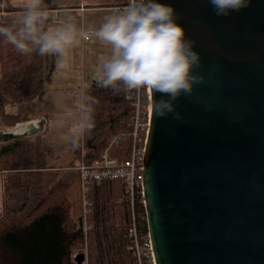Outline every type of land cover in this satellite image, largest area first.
<instances>
[{
    "label": "water",
    "instance_id": "1",
    "mask_svg": "<svg viewBox=\"0 0 264 264\" xmlns=\"http://www.w3.org/2000/svg\"><path fill=\"white\" fill-rule=\"evenodd\" d=\"M156 2L176 9L204 82L175 101L181 119L156 116L154 98L167 97L149 90L143 203L155 264H264V0L227 16L209 0Z\"/></svg>",
    "mask_w": 264,
    "mask_h": 264
},
{
    "label": "trees",
    "instance_id": "2",
    "mask_svg": "<svg viewBox=\"0 0 264 264\" xmlns=\"http://www.w3.org/2000/svg\"><path fill=\"white\" fill-rule=\"evenodd\" d=\"M124 3L126 0H120ZM56 0H44L52 9ZM0 14V26H11ZM53 55L33 51L21 54L0 36V127L29 123L32 115L13 112L10 103L37 102L56 69ZM129 92L114 93L95 83L84 102L85 119L94 127L84 131L82 144L86 164L99 160L114 138L129 129L132 115ZM43 133L25 135L0 143V160L12 156V166L0 170L4 213L0 212V260L3 264H77L75 250L87 246L89 264H137L129 249L130 203L119 180L92 182L85 236L82 189L77 165L66 169L49 166V153L42 148ZM112 155L129 156V138L112 146ZM2 172V173H3ZM65 173L64 175L61 174ZM138 199L136 211L142 237L148 235L145 206ZM148 264V263H145Z\"/></svg>",
    "mask_w": 264,
    "mask_h": 264
},
{
    "label": "clouds",
    "instance_id": "3",
    "mask_svg": "<svg viewBox=\"0 0 264 264\" xmlns=\"http://www.w3.org/2000/svg\"><path fill=\"white\" fill-rule=\"evenodd\" d=\"M252 0H209L217 16H227L250 7ZM56 19L44 0H26L22 11L11 26H0V36L21 54L33 51L40 55L65 56L66 51L80 40L94 35L110 46L96 74V82L114 93L140 92L147 89L161 94L154 98V114L165 117L176 113L175 101L191 95L194 86L204 78L195 75L201 56L194 51L195 42L186 38V30L177 23L176 9L156 0H130L123 10L104 18L93 33L65 21L59 27L46 28ZM83 131H90L94 123L90 116L82 123Z\"/></svg>",
    "mask_w": 264,
    "mask_h": 264
},
{
    "label": "crops",
    "instance_id": "4",
    "mask_svg": "<svg viewBox=\"0 0 264 264\" xmlns=\"http://www.w3.org/2000/svg\"><path fill=\"white\" fill-rule=\"evenodd\" d=\"M0 1H4L7 6V12L3 16H12L14 19L26 4V0ZM82 2H86L84 10H80ZM117 4H121V1L56 0L52 9H48L56 19L49 20L52 21V25L46 28L59 27L68 21L79 29L93 33L103 24L104 18L113 13L111 7ZM68 53L65 69L71 70L69 74L74 82L63 86L55 83L57 74L60 77L65 75L61 70L62 64L56 60L53 81L41 93L39 100L22 104V110L17 112L29 113L35 118L32 123L40 121L43 124L39 131L43 133L42 148L44 152L49 153V161L55 162V165H50L54 168L64 167L61 166L63 164L60 165L63 161L64 165L69 167L78 166L84 160L87 152L82 144L84 136L78 132L85 120L83 106L90 87L97 83L95 77L102 61L110 55V46L92 35L89 39L80 40L69 48ZM79 73L84 75L81 86L76 78ZM88 79L91 84L87 87L85 80Z\"/></svg>",
    "mask_w": 264,
    "mask_h": 264
},
{
    "label": "built area",
    "instance_id": "5",
    "mask_svg": "<svg viewBox=\"0 0 264 264\" xmlns=\"http://www.w3.org/2000/svg\"><path fill=\"white\" fill-rule=\"evenodd\" d=\"M129 3L130 0H126L124 3L112 6L111 10L112 12L123 10ZM85 5L86 2H82L80 10H84L86 8ZM6 12V3L0 1V14L3 15ZM150 93L147 89L140 92H129L126 96V100L132 108L129 129L113 139L99 160L89 164H86L83 160L76 166L81 180L84 217L82 228L85 236L91 229L86 220L91 204L88 198L91 183L119 180L125 186L131 206L129 237L132 243L129 249L135 254L137 264H155L149 233L146 237L141 236L139 218L136 211L138 199L141 200V203L144 202V147L151 119ZM78 132H80V135L84 134L82 128H79ZM124 138H129L130 152L127 158L119 159L112 155L111 148L112 146H118Z\"/></svg>",
    "mask_w": 264,
    "mask_h": 264
},
{
    "label": "rangeland",
    "instance_id": "6",
    "mask_svg": "<svg viewBox=\"0 0 264 264\" xmlns=\"http://www.w3.org/2000/svg\"><path fill=\"white\" fill-rule=\"evenodd\" d=\"M4 19H5V21H7V22H14L15 21V19H14V17H12V16H4ZM52 25V21H48L47 23H46V27H49V26H51ZM68 50L66 51V54H65V56H63V57H59V56H55V59L57 60V62L58 63H61L62 65H61V67L63 68V69H61L62 70V72H64L65 73V75L64 76H62V77H60L58 74H57V77H56V79L57 80H55L56 82V84L58 85V86H63V85H68V83L70 84V83H72V82H74L73 80L74 79H72L71 78V75L69 74V71H71L70 69H65L66 68V64H65V61L67 60V57H68ZM74 73V72H73ZM75 75V74H74ZM76 76V75H75ZM82 77H83V79H84V75L82 76V74L81 73H79L77 76H76V78H77V82L78 83H80V85L79 86H81L82 85ZM58 81V82H57ZM91 84V82L89 81V79L88 80H85V86H89ZM87 98H89V92H88V96L86 97V99ZM9 103H10V110L11 111H13V112H18V111H21L22 110V108H23V106H22V104H21V106H16V105H12L11 104V101L9 100ZM30 123H32V122H30ZM19 124H21V123H18V124H16L15 126H13V127H0V131L1 132H6V131H11L12 129H14L15 127H17V125H19ZM29 124V123H28ZM37 125H41V122L40 121H37ZM30 133V132H29ZM2 141L0 140V143H1ZM87 153V152H86ZM12 160H15V158L14 157H12V156H6V157H4V158H2L1 160H0V170H2L3 169V167L4 168H9V167H11L12 166ZM49 160H50V158H49ZM48 163H49V166L50 165H55L54 163L55 162H51V161H48ZM51 163H53V164H51ZM61 164H63V165H61ZM59 165V164H58ZM60 165L61 166H64V167H59V168H61V169H66L67 168V165H64V161H63V163H61L60 162ZM4 171V170H3ZM2 171V172H3ZM2 172H0V212L1 213H4V211H5V206H4V195H3V183H4V178H5V174H4V172L2 173ZM61 174L62 175H64L65 173H62L61 172ZM84 253L85 255H86V260H85V262H84V264H89V256H88V250H87V246L85 247V249H83V250H75V255H74V257H76V255L77 254H79V253ZM1 256V255H0ZM0 264H3L2 263V261L0 260ZM78 264V263H77Z\"/></svg>",
    "mask_w": 264,
    "mask_h": 264
},
{
    "label": "bare ground",
    "instance_id": "7",
    "mask_svg": "<svg viewBox=\"0 0 264 264\" xmlns=\"http://www.w3.org/2000/svg\"><path fill=\"white\" fill-rule=\"evenodd\" d=\"M39 126L37 125V123H21L19 125H17V127H15L14 129H12L11 131L15 134H23V133H29L32 132L34 130H36Z\"/></svg>",
    "mask_w": 264,
    "mask_h": 264
}]
</instances>
